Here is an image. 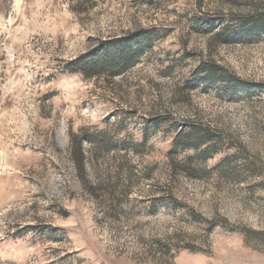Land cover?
<instances>
[{
	"label": "rangeland",
	"instance_id": "1",
	"mask_svg": "<svg viewBox=\"0 0 264 264\" xmlns=\"http://www.w3.org/2000/svg\"><path fill=\"white\" fill-rule=\"evenodd\" d=\"M0 264H264V0H0Z\"/></svg>",
	"mask_w": 264,
	"mask_h": 264
},
{
	"label": "trees",
	"instance_id": "2",
	"mask_svg": "<svg viewBox=\"0 0 264 264\" xmlns=\"http://www.w3.org/2000/svg\"><path fill=\"white\" fill-rule=\"evenodd\" d=\"M258 24V22H255ZM138 35H132L122 40H117L115 44H108L103 48L101 57L95 56L92 60L84 61L83 65L91 67L90 70H84L88 74H100L101 69H105L109 76H114L130 65H134L138 55L139 47H132V43L138 41ZM116 47L118 50H116ZM87 130L82 129L80 133L72 134L70 144V155L73 159L79 175L83 176L86 171L87 156L85 154L83 140L89 138Z\"/></svg>",
	"mask_w": 264,
	"mask_h": 264
}]
</instances>
